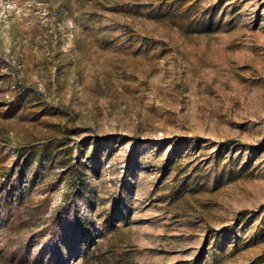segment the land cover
Returning <instances> with one entry per match:
<instances>
[{
  "label": "rangeland",
  "instance_id": "1",
  "mask_svg": "<svg viewBox=\"0 0 264 264\" xmlns=\"http://www.w3.org/2000/svg\"><path fill=\"white\" fill-rule=\"evenodd\" d=\"M0 264H264V0H0Z\"/></svg>",
  "mask_w": 264,
  "mask_h": 264
}]
</instances>
